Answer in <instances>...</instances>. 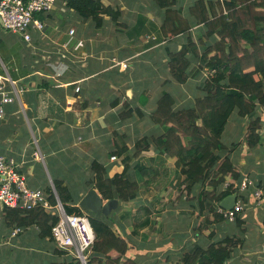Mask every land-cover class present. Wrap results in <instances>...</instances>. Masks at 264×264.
Returning a JSON list of instances; mask_svg holds the SVG:
<instances>
[{
	"label": "crops",
	"instance_id": "0c3cea01",
	"mask_svg": "<svg viewBox=\"0 0 264 264\" xmlns=\"http://www.w3.org/2000/svg\"><path fill=\"white\" fill-rule=\"evenodd\" d=\"M102 1L118 9L120 16L117 21L105 16L100 28L68 8L64 0H58L51 12L35 15L45 29H31L29 41L6 30L0 21V72L14 81V85L7 83V90L15 97L0 118V156L16 161L31 189L48 192L56 189L55 182H62L72 195L69 204L80 207L91 189L101 195L91 183L92 162L103 163L112 177L124 169L123 156L112 155L116 146L126 145L133 157L137 142L146 138L150 148L133 158L128 176L137 179L136 168L147 164L155 167V177L147 175L138 196L126 203L119 201L110 214L116 230L131 242L129 255L137 264H175L195 244L207 246L225 238L237 241L232 244L229 264H264V107L257 108L262 124L255 147L246 141L249 117L235 115L227 124L223 155L231 158L241 174L236 182L237 200L235 204L229 200V205L233 209L241 203L243 209L234 220H214L212 210L224 208L221 202L208 200L202 208L200 185L190 194L181 193L174 160L160 164L153 142L164 131L153 118L160 96L171 93L175 109L193 105L202 93L206 68L194 61L186 83L168 82L169 52L179 51L188 33L164 37L167 12L156 0ZM194 1L176 0L174 7L187 15ZM203 29V25L194 26L193 38ZM123 62L128 66L123 67ZM246 178L253 184L242 189ZM170 184V191L161 194ZM228 185L221 184L218 193ZM257 190L262 192L260 198ZM145 207L149 224L144 221ZM8 210L0 206V264H40L42 260L53 264L59 262L56 258L64 262L74 257L58 252L49 238H41L36 224L11 237V228L18 224L8 223ZM138 220L141 227L134 234Z\"/></svg>",
	"mask_w": 264,
	"mask_h": 264
},
{
	"label": "trees",
	"instance_id": "16d2710c",
	"mask_svg": "<svg viewBox=\"0 0 264 264\" xmlns=\"http://www.w3.org/2000/svg\"><path fill=\"white\" fill-rule=\"evenodd\" d=\"M64 1L68 8L83 18L91 19L96 28L103 26L105 16L115 21L120 16L118 9L102 0ZM156 1L167 12L162 25L164 37L188 33L183 47L179 51L169 52L170 78L167 81L186 83L192 75L194 61L202 62L201 69L206 68L207 77L200 86L202 93L191 106L175 109L176 101L171 93L164 92L160 96L153 118L164 131L162 135L154 137L153 142L159 149L160 164L166 163L167 159L174 160L180 176L178 189L181 193L190 194L197 185L201 186L199 201L203 208L208 200L219 203L229 193L236 192V182L241 174L231 158L223 155L226 145L222 141L227 124L235 115L250 118L246 132L248 146L255 147L260 142L258 131L262 123L257 108L264 107V0H195L187 15L174 7L176 0ZM196 25H203L204 29L195 39L191 29ZM149 148L150 142L146 138L140 139L135 155L130 157L127 146L118 144L112 155L123 156L124 169L112 177L107 175L103 163L92 162L94 178L91 183L104 199L114 198L124 203L132 201L140 192L141 181L147 175L155 177V167L141 163L142 167L136 168L137 179L128 176L133 158ZM224 183H229L227 190L218 193L219 186ZM55 187L68 214L83 213L81 207L69 204L72 195L68 187L62 182H55ZM170 187L171 184L167 185L161 194L168 193ZM48 192L51 203L56 204L53 190L50 188ZM8 209L9 224L17 223L23 227L36 224L41 238L54 241L52 228L59 220L56 214L42 207ZM145 210L147 216L144 221L149 224L150 213L147 207ZM212 211L214 220L225 219L222 213ZM90 221L96 240L87 264H137V259L129 255L132 244L116 230L114 217L91 213ZM134 224L135 234L141 223L138 220ZM234 242L237 241L225 238L207 246L195 244L175 264H229ZM57 251L67 253L59 248ZM53 264L82 263L73 257Z\"/></svg>",
	"mask_w": 264,
	"mask_h": 264
},
{
	"label": "built area",
	"instance_id": "2783aa9c",
	"mask_svg": "<svg viewBox=\"0 0 264 264\" xmlns=\"http://www.w3.org/2000/svg\"><path fill=\"white\" fill-rule=\"evenodd\" d=\"M56 3L57 0H0V21L6 30L19 33L29 41L32 37L31 29L39 31L45 29V24L35 15L51 12ZM122 66L127 67L128 63L123 62ZM7 83L14 85V81L8 74L0 72V118L5 116V105L15 101L11 91L7 90ZM112 159L115 160L116 156ZM16 167L17 164L13 158L0 156V206L26 209L42 207L47 212L53 211V214L59 218L52 228V237L56 246L80 259L82 264H87V258L96 240L90 215L84 210L83 213L68 214L55 188L52 190L57 203H51L49 192L31 189L25 176L18 172ZM249 184H253V181L246 178L242 183V189ZM255 195L260 198L262 192L257 190ZM242 209L243 204L237 203L233 209L220 207L219 212L226 219L234 220ZM26 228L25 226H14L11 228L10 236L15 237Z\"/></svg>",
	"mask_w": 264,
	"mask_h": 264
},
{
	"label": "water",
	"instance_id": "95a60500",
	"mask_svg": "<svg viewBox=\"0 0 264 264\" xmlns=\"http://www.w3.org/2000/svg\"><path fill=\"white\" fill-rule=\"evenodd\" d=\"M229 200H233L235 204L237 194L234 193L221 201V205L226 209L232 208V206L229 205ZM80 207L84 210H90L95 214H103L105 217L109 218L113 210H116L119 207V200L112 198L104 201L98 191L93 188L82 198L80 201Z\"/></svg>",
	"mask_w": 264,
	"mask_h": 264
},
{
	"label": "rangeland",
	"instance_id": "374dc122",
	"mask_svg": "<svg viewBox=\"0 0 264 264\" xmlns=\"http://www.w3.org/2000/svg\"><path fill=\"white\" fill-rule=\"evenodd\" d=\"M164 224V223H163ZM164 226V225H163ZM170 236H171V233H170ZM55 261H60V259L59 258H56L55 259ZM48 262V260H42L41 262H40V264H46Z\"/></svg>",
	"mask_w": 264,
	"mask_h": 264
}]
</instances>
